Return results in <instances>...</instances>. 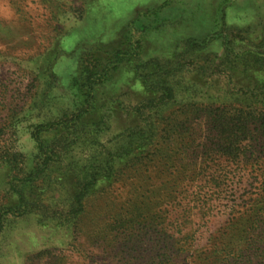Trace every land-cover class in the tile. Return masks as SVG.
Instances as JSON below:
<instances>
[{
	"label": "rangeland",
	"instance_id": "obj_1",
	"mask_svg": "<svg viewBox=\"0 0 264 264\" xmlns=\"http://www.w3.org/2000/svg\"><path fill=\"white\" fill-rule=\"evenodd\" d=\"M263 22L264 0H0V143L16 129L30 149L28 124L79 106L74 82L88 66L108 70L84 121L106 114L117 136L137 123L121 107L151 95L140 65L171 59L190 38L206 39L201 53L217 62L230 26ZM220 109L173 108L180 126L118 164L68 226L44 212L69 202L73 176L34 182L28 194L46 211L11 218L0 264H264V132L251 126L232 144L229 129L209 128ZM7 176L0 168V206Z\"/></svg>",
	"mask_w": 264,
	"mask_h": 264
},
{
	"label": "trees",
	"instance_id": "obj_2",
	"mask_svg": "<svg viewBox=\"0 0 264 264\" xmlns=\"http://www.w3.org/2000/svg\"><path fill=\"white\" fill-rule=\"evenodd\" d=\"M229 30L230 53L217 62L211 54L201 53L206 39L190 38L171 59L154 58L140 65L151 69L140 75L151 95L121 107L137 123L117 136L108 135L111 122L106 114L95 124L84 121L85 114L94 107L96 86L104 79L101 72L106 74L108 70L97 66L83 69L82 80L74 82L81 94L79 106L28 124L30 149L26 150L13 129L0 143V168L7 169L9 186L7 200L0 206V236L6 233L11 218L41 210L40 198L31 199L27 188L54 171L73 176L74 192L61 208L46 206L47 212L44 209L41 213L53 216L64 226L77 220L96 186L117 176L121 169L118 164L131 162L133 154L149 150L164 134L180 126L170 114L175 107L212 115L220 106L226 113L211 118L209 128L217 132L229 129L234 145L241 141V134L251 131V126L264 132V22L258 30L251 26H230ZM243 31L247 32L245 36ZM243 40L247 48L238 49ZM171 122L175 124L169 127ZM79 148L83 149L78 155L75 150ZM236 253L231 250L230 258Z\"/></svg>",
	"mask_w": 264,
	"mask_h": 264
}]
</instances>
